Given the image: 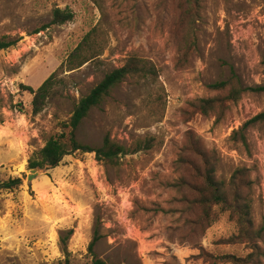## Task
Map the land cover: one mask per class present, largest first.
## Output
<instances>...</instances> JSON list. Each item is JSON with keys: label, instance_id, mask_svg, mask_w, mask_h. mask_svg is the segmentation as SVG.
<instances>
[{"label": "rangeland", "instance_id": "obj_1", "mask_svg": "<svg viewBox=\"0 0 264 264\" xmlns=\"http://www.w3.org/2000/svg\"><path fill=\"white\" fill-rule=\"evenodd\" d=\"M185 1L0 0V41H16L0 51V185L21 181L0 190V264H57L66 255L72 264H91L96 227L103 236L96 254L111 264H213L211 257L251 252L226 242L237 233L228 213L209 227L195 223L193 167L200 148L217 153V178L225 183L247 168L252 221L261 228L264 117L254 119L264 115V91L243 93L221 120L195 114L191 103L222 94L210 88L218 82L264 87V0H200L190 48L181 23ZM57 8L72 11L74 20L52 25ZM94 28L103 55L61 75L44 111L33 116V96L21 85L37 90ZM132 54L156 66L157 81L128 78L89 113L78 139L96 149L106 136L126 147L154 137L156 146L118 164L74 153L29 182L34 154ZM20 103L22 113L12 109ZM260 253L264 264V234Z\"/></svg>", "mask_w": 264, "mask_h": 264}, {"label": "trees", "instance_id": "obj_2", "mask_svg": "<svg viewBox=\"0 0 264 264\" xmlns=\"http://www.w3.org/2000/svg\"><path fill=\"white\" fill-rule=\"evenodd\" d=\"M187 9L182 16L181 23L186 22V33L191 43L188 47L195 46L196 37L193 29L196 23L197 9L200 7V0H186ZM52 25L62 26L72 22L75 14L66 9H55L52 13ZM16 45V41H0V51L7 50ZM188 48V49H189ZM105 51V42L101 36L99 29L94 28L90 31L77 48L67 57V59L59 66V68L37 89L21 85V90L30 93L33 96L32 114L37 116L44 111L49 98L53 94L55 88L62 82L59 77L66 72L80 70L88 63H93L103 55ZM158 71L156 66L149 60L142 59L137 55L129 56L124 66L116 68L107 73L103 80L91 90V92L83 97L75 106L71 118L61 124L60 131L49 137L45 146L34 154L30 159L31 168L58 167L65 157L74 153H95L99 162H108L110 164H118L119 159L129 154H136L144 150H151L156 146L154 137L139 139L129 147L113 142L109 136H106L103 144L99 148H92L82 144L77 132L89 113L94 109L101 107L113 91L123 84L128 78L137 82L147 81L155 83L158 79ZM216 92L222 94L212 98L197 99L191 103L192 110L195 114L203 117L215 116L221 120L224 113L229 109L232 103L238 102L243 93L246 91L263 92L264 87L244 88L238 81L232 80L218 82L210 87ZM13 110L20 113L24 111L22 103L12 106ZM264 115L256 117L258 120ZM3 123V121H0ZM241 133V132H240ZM239 134L235 132V135ZM246 142L245 139H243ZM196 154L199 157L200 165L194 166L196 178L199 180L193 190L196 197L193 201L192 208L199 212V216L195 223L200 226L209 227L222 214L228 213L235 222L237 233L227 239L228 244H246L250 249V253L244 258H238L233 255L220 258H213V264L220 262L232 264H261L260 243L264 234V218L260 229H256L252 221V197L251 191L253 183L250 180L247 168H238L231 176L228 183L217 178L218 156L215 151H204L196 148ZM21 181L11 180L0 185V190H12L19 186ZM102 234L98 227L94 230L93 240L89 245V255L92 257L91 264H111L96 254V246L102 239ZM67 238H62V243H66ZM65 250V249H64ZM66 253V251H64ZM67 254V253H66ZM57 264H72L68 255L64 260Z\"/></svg>", "mask_w": 264, "mask_h": 264}, {"label": "water", "instance_id": "obj_3", "mask_svg": "<svg viewBox=\"0 0 264 264\" xmlns=\"http://www.w3.org/2000/svg\"><path fill=\"white\" fill-rule=\"evenodd\" d=\"M48 166H45L43 168L41 167H36V168H31L28 172L30 175L28 176L29 182H32L37 176H39L44 169H48Z\"/></svg>", "mask_w": 264, "mask_h": 264}]
</instances>
